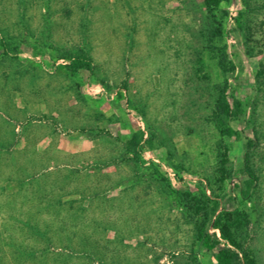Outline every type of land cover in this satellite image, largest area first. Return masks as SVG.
<instances>
[{
  "label": "rangeland",
  "instance_id": "obj_1",
  "mask_svg": "<svg viewBox=\"0 0 264 264\" xmlns=\"http://www.w3.org/2000/svg\"><path fill=\"white\" fill-rule=\"evenodd\" d=\"M218 15L212 43L204 0H0V264H216L195 226L217 201L264 264V0ZM81 52L93 73L61 66Z\"/></svg>",
  "mask_w": 264,
  "mask_h": 264
},
{
  "label": "trees",
  "instance_id": "obj_2",
  "mask_svg": "<svg viewBox=\"0 0 264 264\" xmlns=\"http://www.w3.org/2000/svg\"><path fill=\"white\" fill-rule=\"evenodd\" d=\"M225 0H204V5L210 12V17L213 22V26L210 33V41H214L222 35L223 22L218 15V10ZM1 46L4 49V55L6 56H17L18 48L12 46V43L8 41L4 36L0 37ZM221 56L216 62L219 65H223L226 61V53L218 46H213V50ZM218 58V56H217ZM62 59L67 60V62L62 67L66 68L72 74H76L81 71L87 73H93L95 70L93 58L86 52H81L78 54L69 53L67 56H63ZM230 69H234V64ZM224 69H226L224 67ZM125 87L127 84L125 82ZM230 83L226 82L224 87L220 88V95L217 102V113L221 116H227L229 118L235 119L238 115V110L243 108V103L235 99L232 103L230 102ZM122 96V93L118 94ZM143 138L133 135L129 144L126 146V152L129 155H133L134 161L145 163L142 160V151L147 147ZM151 143V139L146 140ZM130 148V149H129ZM252 153L248 150L245 154V167L248 171H253L251 167ZM227 160V158H225ZM109 163V162H108ZM106 163V164H108ZM156 165L155 162L151 163ZM97 165V164H96ZM223 171L226 172V168L223 167ZM253 181L256 178H252ZM251 180V181H252ZM250 181V182H251ZM209 206L197 205L198 213L203 216V220L196 224L195 226V236L196 240L200 243L202 247L206 250L214 253L216 264H260L249 248L245 246L239 235L245 230L246 226L249 224L247 214L242 210L241 207L234 209L224 208L219 210V202H214L213 206L208 209ZM212 227V230L211 228ZM86 245L82 247L81 251L87 252ZM79 251L76 248H71V255ZM89 254V253H88ZM68 256V257H70ZM196 259V258H195ZM106 264V263H102Z\"/></svg>",
  "mask_w": 264,
  "mask_h": 264
}]
</instances>
